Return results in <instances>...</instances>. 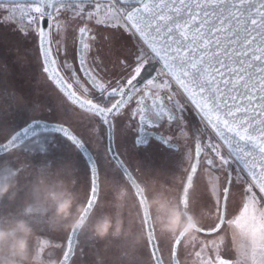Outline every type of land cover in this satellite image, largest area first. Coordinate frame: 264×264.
Listing matches in <instances>:
<instances>
[{"label":"snow or ice","instance_id":"6c2138e0","mask_svg":"<svg viewBox=\"0 0 264 264\" xmlns=\"http://www.w3.org/2000/svg\"><path fill=\"white\" fill-rule=\"evenodd\" d=\"M9 25L21 39L34 38L43 78L71 105L58 123H0V183L18 184L14 202L0 199V227L29 223L34 264H80L86 246H100L80 228L51 231L22 205L34 174L50 182L59 175L51 162H28L51 146L86 165L81 224L97 216L105 184L117 200L131 199L140 242L123 240L118 264H264V0H0V27ZM125 35L132 47H117ZM109 63L119 68L114 79L105 77ZM6 97L26 102L0 86ZM188 106L205 128L178 178L160 190L118 150V117H130L120 131L136 132L133 149L146 151L155 139L172 151L187 137ZM161 197L188 217L183 231L159 230L149 204ZM96 256L94 264H108Z\"/></svg>","mask_w":264,"mask_h":264},{"label":"clouds","instance_id":"9594fccd","mask_svg":"<svg viewBox=\"0 0 264 264\" xmlns=\"http://www.w3.org/2000/svg\"><path fill=\"white\" fill-rule=\"evenodd\" d=\"M61 171L65 177H70L69 169ZM71 183L63 179L50 182L46 176L34 174L30 181H26L22 205L31 208L33 214L46 218L53 232L80 228L97 241L111 237L139 244L140 235L134 230L139 224L137 214L126 216L124 205L119 200L113 203V212L102 211L91 223L81 224L77 219L81 205L71 190ZM17 187L15 178L0 183V199L6 203L14 202ZM104 206L102 204L101 208ZM149 207L154 209L157 226L164 233L183 231L190 223L187 216H181L163 198L150 201ZM195 219L193 217L192 223ZM34 237V230L25 219L10 220L0 227V264H34V257L29 252V242Z\"/></svg>","mask_w":264,"mask_h":264},{"label":"flooded vegetation","instance_id":"af4514ba","mask_svg":"<svg viewBox=\"0 0 264 264\" xmlns=\"http://www.w3.org/2000/svg\"><path fill=\"white\" fill-rule=\"evenodd\" d=\"M14 54H12L11 57H4V60L2 61L5 65V69L3 73H0L3 77H0V86L3 88L11 91L17 88V86L14 85L13 80L11 79L9 81L7 70H8V64L12 65L13 63V57ZM7 61V62H6ZM17 64H15V68ZM14 71H10V73H13ZM119 75V70L116 71V75ZM14 77V76H13ZM15 78V77H14ZM114 79V76L112 77ZM16 79V78H15ZM20 82V81H19ZM175 87V85H174ZM17 90V89H16ZM16 93L19 96V92L16 91ZM65 105L60 108V111H57V108L54 107L53 109L49 106L40 107L41 110H39L37 113H33V117L29 118L27 116H23L20 118L19 121L15 122L13 125V121H6L7 117L9 115H12L13 113L19 114V110L17 109V106L14 101H12L9 98H5L3 100H0V116L2 115V121L0 123H3L6 127L9 125L19 129L24 126L28 122H31L32 120H40L43 122L48 123H58L63 120H65L66 113L65 108L71 107V105L66 101ZM3 105H10L11 109L7 110V112H3L1 107ZM14 105V106H13ZM28 107V106H27ZM6 116H5V115ZM56 114V115H55ZM36 115V116H34ZM68 115H72L69 113ZM185 123L188 129L187 137L184 139H181L178 143V146L175 150L169 151L165 146L161 145L158 141L155 139L150 140V147L147 148L146 151L141 150L137 151L133 149L131 146L134 142V139L136 137V132L132 130H128L126 132L120 131V129L125 128V126L129 123L130 117L129 116H123L118 117V130H117V138H116V144L118 145V150L123 154L124 158H126L131 165L133 171L137 173V175H140L141 173L143 176L151 177V173L146 172V165L147 163H151L152 161L156 162H168L167 166L172 170V174H169L173 176V179H170L166 177V179H158V177H153L154 179L157 178L156 181V187L159 189H167L170 185L173 184V181L175 178H178L180 172L182 171V165L185 161V154L188 152H194L195 148V140L193 139L197 135V130H203L205 128V125L199 120L196 112L192 109L191 106H188L185 113ZM4 121V122H3ZM100 131L103 132V126H101ZM149 131H152L154 134L159 133L162 131L159 128L155 129H149ZM47 134H41V136H45ZM57 139H63L61 137L57 136ZM205 139H207V136H205ZM91 146V145H90ZM79 160V163H76V161ZM28 162L31 167L39 168L42 166L43 163L51 162L52 163V171L53 173H58V177L56 180H70L71 183V190L77 195V197L82 196V189L85 187L86 179H87V171H86V165L82 159H79L75 153H68L67 151L59 150L55 146H51L49 148V151L47 153V156L42 153H34L31 154L28 158ZM63 168H67L70 170V177H65L63 172L61 171ZM176 172V173H175ZM110 172L108 173V175ZM103 176V174H102ZM164 182V184L162 183ZM108 186V185H107ZM108 188V187H106ZM124 208H125V215L126 216H132L133 214H136V208L134 207L132 201L130 198H125L124 202ZM86 254H90L88 257H86ZM95 248L94 247H85L83 255L81 257L80 264H94L95 260ZM85 258H88V260H84Z\"/></svg>","mask_w":264,"mask_h":264},{"label":"rangeland","instance_id":"374dc122","mask_svg":"<svg viewBox=\"0 0 264 264\" xmlns=\"http://www.w3.org/2000/svg\"><path fill=\"white\" fill-rule=\"evenodd\" d=\"M0 40H2V42H0V60L2 59L4 60V57L7 60V57H11L12 54H14L13 56L14 58L12 62L13 64L7 65L8 66V70H7L8 79L9 81L12 79L14 85L17 86L16 88L17 90L14 88L13 89L20 93L19 96L23 95L26 98V102L20 101V100L15 101L17 109L19 110L18 112L20 113L19 114L13 113L12 115H9L6 121H13V123L11 124L13 125L15 122L19 121L20 118H22L23 116H27L28 119L32 118L33 113H37L39 110H41L40 107L42 106H45V107L49 106L52 109L56 107L57 111L59 112L62 105L63 106L65 105L64 98L58 92V90L53 84H51L50 82H47L43 78V73L41 70V63L38 58L39 53H38V50H34L35 49L34 38L21 39L17 33L12 31V26L9 25V26L0 27ZM130 40L131 38L125 35L116 41V45L117 47H119L121 44L127 47H132ZM18 51L21 55L25 56V62L23 65L17 63ZM15 64H17L16 65L17 68H15ZM107 67H108V71L105 73V77L112 78L114 76L115 78L116 71L119 70V68L112 67L110 63L107 65ZM12 70L14 72L10 73V71ZM0 77H3V76L0 74ZM10 105L11 104L5 106L2 104L3 107H1V109L3 110V112L5 111V109H7L6 107L8 106L9 107L7 110L11 109ZM7 110L5 112H7ZM2 120L3 119L1 115L0 122ZM207 131L211 132L212 130L209 128ZM167 164L168 162L166 161H163V162L152 161L149 164L147 163L145 167L146 172L148 174L151 173L153 177L154 176L158 177V179H166V177L173 179V176L169 175V174H172L173 172L172 170H170ZM111 175L112 174L110 173L109 177ZM101 178L103 180V176ZM155 180H157V178ZM162 183L164 184V182ZM160 190H164V189H160ZM116 201L117 199H116L115 193L111 190V187L109 185L107 186V184H105V192L103 195V203H102L105 206L103 208L97 209V215H99L102 211L113 212L114 209L112 205ZM124 202H125V199L123 201H120V203L122 204H124ZM138 227H139V224L136 226L134 230L137 231ZM122 243H123V240L112 238L108 243V247L106 248L105 243L103 241H100L99 248H95V254H93V256L95 255V260L97 259L96 253L99 252L107 260L108 264H118V262L116 261L115 254L118 251ZM89 255L90 254H86V257H88ZM84 260H88V258H85L84 256Z\"/></svg>","mask_w":264,"mask_h":264},{"label":"water","instance_id":"95a60500","mask_svg":"<svg viewBox=\"0 0 264 264\" xmlns=\"http://www.w3.org/2000/svg\"><path fill=\"white\" fill-rule=\"evenodd\" d=\"M150 103V102H149ZM43 122V121H42ZM44 123H48V122H44ZM49 124H54V123H49ZM155 135V134H154Z\"/></svg>","mask_w":264,"mask_h":264}]
</instances>
